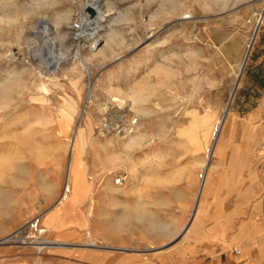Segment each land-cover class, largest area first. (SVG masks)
I'll use <instances>...</instances> for the list:
<instances>
[{"label":"rangeland","instance_id":"obj_1","mask_svg":"<svg viewBox=\"0 0 264 264\" xmlns=\"http://www.w3.org/2000/svg\"><path fill=\"white\" fill-rule=\"evenodd\" d=\"M91 1L0 0V242L63 243H0V264H227L264 233L263 84L244 77L264 0H98L95 51L72 30Z\"/></svg>","mask_w":264,"mask_h":264},{"label":"bare ground","instance_id":"obj_2","mask_svg":"<svg viewBox=\"0 0 264 264\" xmlns=\"http://www.w3.org/2000/svg\"><path fill=\"white\" fill-rule=\"evenodd\" d=\"M97 2H98V0H94V1H91V2H89V3L86 4V6L83 8L82 16H80L81 17L80 18V21L78 22L80 24V30H83V31H84V29L85 30L86 29L90 30L89 31V34L91 35L92 38H94V41H93V43L91 45V48L94 51L98 49V45L97 44L99 43V40H100L99 38L96 37V33L98 32L97 25L100 24L105 19V17H107L106 16V13L100 10L99 6L97 5ZM24 11H26V10L24 9ZM91 11H93V13H94L93 16L91 14ZM260 14L261 15H260V17H259V19L257 21V27L253 31V34L251 35V37L249 39V42H248V44L246 46L243 60L240 63V65L237 67V70H236V73H235V78H234V80H235L236 83L234 84V87H233L232 92L230 94V98H229L228 105L226 107L225 113L229 109V105H230V102L232 100V96L234 95L235 89L237 87L238 79L241 76L240 74L242 72V69H241L242 68V65H243L244 62L246 63L247 56L249 55V53H250V51L252 49V45H253V43L255 41L258 28H259V26L262 23L263 15H262V13H260ZM92 17H94L93 20L90 19ZM91 26H94V27L91 28ZM75 31H77V32L74 33V37H77L76 34H78V30H75ZM167 51H166V53H164V56L165 55L166 56H169V57L170 56H173L174 53H171V51L169 49ZM2 89L5 90V88H2ZM116 102L118 103L117 112L120 111V112L123 113V112H125L124 109H130V111L135 110V108H134V102H132V101H130V102H123V101H118L117 100ZM222 123H223L222 120H219L218 121L217 126H216V129H215V132H214V137H215V138L213 137L214 139H216L217 133L221 129ZM124 124H125L124 117L122 115L121 116H117L116 119H115V124L111 128L113 129V131L117 132L118 129L121 128ZM131 125L132 124L130 122H128V125H126V126L127 127H131ZM114 126H117L118 128H114ZM105 128L111 129L109 125H106ZM129 129L130 128H128L127 130H129ZM216 130H217V133H216ZM74 138H76V137H74ZM213 142H214V140H213ZM72 157L70 158V162H69V165H68V172H67V177L68 178L70 177L71 172H72V168H73V163H72V159L73 158ZM129 161H130V159H129ZM208 164H209L208 159H205L203 168L206 169L207 166H208ZM72 186H74V187L77 186V181L75 179L73 180V185ZM106 188H107V191L110 193V200H109L110 204L113 207L120 206L121 203L118 202L116 199H114V194L115 195L124 194V192L121 191L118 188V186L115 184V179L114 180L112 179V182L111 183H108L106 185ZM199 194H200V192H199ZM199 194H198V196H199ZM80 204H81V202H80ZM222 207H223V205H220V209H222ZM124 209L128 210V211H126L128 213H131V214L134 213V214L141 215V213H139L140 210L137 213V207H127V206L125 207L124 206ZM94 211H95V201L93 199H90V204L88 206V213H87V215H88L89 218L94 215ZM126 212H124V213L126 214ZM117 216H120V215L117 214ZM34 240H36L35 237H26V238H22V239L5 238L0 243H2V244H8L9 242H13L15 244H21V245H24V246L34 245V246L37 247V250H39V251L42 250V249H44L46 246H50V245L54 246V245H62L63 244L62 242H59V241H56V242L42 241V242H39L38 243L37 241L35 242ZM94 245H95L94 242L92 240H90L88 246H94ZM71 246H75V245H71Z\"/></svg>","mask_w":264,"mask_h":264},{"label":"crops","instance_id":"obj_3","mask_svg":"<svg viewBox=\"0 0 264 264\" xmlns=\"http://www.w3.org/2000/svg\"><path fill=\"white\" fill-rule=\"evenodd\" d=\"M260 43L263 44L261 41V38H260L259 44ZM259 48L260 50H263V51H259V53L256 55L257 56L256 65L254 64L255 65L254 67L253 66L247 67L246 71L244 72V77L245 76L255 77V75H257L258 79L263 84L262 90L264 92V46L259 45ZM249 70L251 71L250 73L248 72ZM259 107L263 108V106L261 105ZM255 112L256 111H254V113ZM257 112L259 113L260 111L257 110ZM255 131L256 129H251L249 137L255 136L254 134ZM261 197H262V194H261ZM260 202H261V198H260ZM249 229H252L254 233L251 236H248L247 238H244L238 241L239 243L237 244L239 247H241V250L235 249V250H239V254H235L234 253L235 250H233L234 255L233 256L230 255L228 257L227 264H264V233L258 232L257 230L258 228L256 229L254 225H252L250 228L246 230H249ZM254 238L256 239L255 241H253Z\"/></svg>","mask_w":264,"mask_h":264},{"label":"built area","instance_id":"obj_4","mask_svg":"<svg viewBox=\"0 0 264 264\" xmlns=\"http://www.w3.org/2000/svg\"><path fill=\"white\" fill-rule=\"evenodd\" d=\"M80 29V24L78 22H75L73 24V28L72 30H79ZM262 171L264 173V155H263V159H262ZM124 181V178L119 176L118 178L115 179V184L116 185H121ZM261 203H262V208H263V213H264V190H263V193H262V197H261ZM36 225V224H35ZM235 254H239V250H235L234 251Z\"/></svg>","mask_w":264,"mask_h":264},{"label":"water","instance_id":"obj_5","mask_svg":"<svg viewBox=\"0 0 264 264\" xmlns=\"http://www.w3.org/2000/svg\"><path fill=\"white\" fill-rule=\"evenodd\" d=\"M91 14H92V16L94 15V13H93V11H91ZM244 66H245V62L243 63V65H242V71H243V68H244ZM224 117H225V114H223V117H222V119H224ZM199 192H200V188H199ZM197 203H198V198L196 199V201H195V204H194V209H193V213H192V216H191V219H190V221L192 220V218H193V215H194V211H195V209H196V207H197ZM133 251H135V252H148V250H133Z\"/></svg>","mask_w":264,"mask_h":264}]
</instances>
